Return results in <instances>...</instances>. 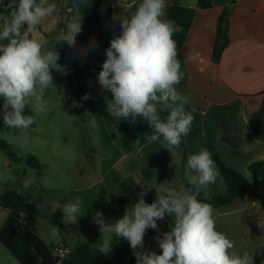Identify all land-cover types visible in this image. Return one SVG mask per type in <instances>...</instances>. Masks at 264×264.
Instances as JSON below:
<instances>
[{
    "label": "crops",
    "instance_id": "obj_1",
    "mask_svg": "<svg viewBox=\"0 0 264 264\" xmlns=\"http://www.w3.org/2000/svg\"><path fill=\"white\" fill-rule=\"evenodd\" d=\"M185 1L164 0L166 18L183 27V32L174 36L182 73V80L176 88L189 98L185 108L194 117L189 135L182 138L173 155L164 148L163 138L159 141L146 138V133L150 135L152 130L143 118H138L136 127L130 124V120H119L120 126H114L115 119L106 112L111 93L102 89L97 81L106 58L105 49L121 28L113 22L114 13L120 17L130 16L141 0H103L112 7L113 17L107 8L97 6L92 0H46L47 3L57 2L60 11L43 19L33 33V38L45 50H53L58 44V25H64L61 32L69 20L81 18V31L73 45L85 36L94 37V52L83 60L67 53L62 65L64 73L60 75L73 97L83 102L105 124L101 140L108 158H104L101 164L103 167L107 163L112 165L103 174L102 181L93 179L92 187L100 188L97 193L104 196L108 207L107 211L100 212L104 218L109 215L113 223L130 207H116L109 200L110 191L120 196L132 194L129 188L122 187L124 181L132 178L144 187L155 186L158 191L165 181L178 189L187 186L184 171L178 167L175 173L174 169L165 166L166 163L173 164L174 168V160H181L186 165L184 157L187 159L207 149L213 160L217 155L228 167L250 176L248 167L255 162H264V0H237L232 5L230 44L218 64L212 61L217 23L230 0H211L214 6L209 9L201 8L199 0ZM41 2L37 0V3ZM5 18L0 14L2 27ZM90 80L99 84L94 88L99 93L97 101L90 93ZM159 114L161 119L168 115L167 111ZM226 137H235L236 144L224 141ZM214 168L218 175L214 183L207 185V197H212L214 192H227L215 160ZM260 176L262 180L256 191L251 193L258 204L250 206L243 198H237L213 210L216 229L234 243L233 251L237 254L252 255L253 264L264 262V168ZM78 177L87 179L88 176L79 174ZM199 198L205 199L204 190H201ZM97 208L96 203L90 211L96 213ZM157 223L160 232H166V219ZM155 233L156 236L159 234L153 229L147 230L148 236ZM149 242H144V248L159 254L161 250L156 248L157 241L153 245ZM111 263L125 264L119 263L115 257Z\"/></svg>",
    "mask_w": 264,
    "mask_h": 264
},
{
    "label": "clouds",
    "instance_id": "obj_2",
    "mask_svg": "<svg viewBox=\"0 0 264 264\" xmlns=\"http://www.w3.org/2000/svg\"><path fill=\"white\" fill-rule=\"evenodd\" d=\"M59 11L57 2L19 0L0 28L3 123L25 134L35 123L33 115L24 114L26 106L31 104L34 111L44 112L46 90L54 86L52 72L64 73L58 52L45 50L33 38L41 21ZM117 19L122 32L110 40L98 74L102 89L111 93L106 112L115 120L131 119L133 123L143 118L152 130L146 138H163L164 148L173 155L182 138L189 135L194 119L185 108L189 98L176 88L182 73L174 36L182 33L183 27L166 18L164 0H141L133 14ZM80 31L81 18L69 20L56 37L58 44L73 45ZM95 46V41L90 42L89 50ZM160 111H167L166 118L161 119ZM184 175L186 187L178 189L165 181L152 203L144 199L148 190H141L137 201L115 223H106L103 213L97 211L93 219L100 227L101 238L93 249L109 255L115 235L129 243L136 264H253L252 255L233 251L234 243L216 229L211 205L198 199L201 190L207 199L206 186L218 175L212 154L202 149L190 155ZM79 206V200L63 206L65 223L78 220ZM165 216L174 218V223L169 231L161 233L157 221ZM148 229L159 233L155 237L159 254L144 248ZM50 231L57 237L60 229L54 226Z\"/></svg>",
    "mask_w": 264,
    "mask_h": 264
},
{
    "label": "rangeland",
    "instance_id": "obj_3",
    "mask_svg": "<svg viewBox=\"0 0 264 264\" xmlns=\"http://www.w3.org/2000/svg\"><path fill=\"white\" fill-rule=\"evenodd\" d=\"M120 34L119 30L118 35ZM53 84L54 86L46 90L44 112L34 111L31 104L26 106L35 116L36 129L29 130L26 134L23 130H0V140L5 141L20 159L19 162H12L7 153L0 148V199L5 198V192L11 191L16 196L28 200L26 209L39 212L41 215L37 221L38 232L53 254L57 255L56 248L60 242L75 249L83 244H96L100 240V227L91 219L95 211L90 209L96 203L97 211H107L108 207L104 196L100 195V192L97 193L100 188L92 187V184L95 178L102 181L103 174L112 163H107L105 167L101 164L104 158H108L101 140L104 122L83 102L73 97L66 82L61 80V75L53 79ZM90 86L92 88L90 93L97 101L99 93L94 88L99 84L90 80ZM129 120L134 127L139 125L138 118L134 123ZM119 124V120H115L114 126H120ZM27 155L35 156L43 165L39 170L40 175L37 170L26 165ZM174 162L176 165L174 168L171 163H166L165 166L170 170L174 169L175 173L178 167L181 172L185 171L186 165L181 163V160ZM79 174L88 177L79 178ZM25 184L28 185L27 188ZM213 194L222 195L221 191ZM76 200L80 201L79 210L81 209L82 213L81 211L78 213V220L75 223H65L61 209L65 204L74 203ZM107 203L109 204L108 200ZM9 212L0 207V228ZM51 216H56L65 224L73 226L74 232L60 229L59 235L52 237L50 230L54 226L50 222ZM105 222L113 223L109 215ZM155 237L156 233L154 236H148L146 232L144 242L149 240V245H153ZM103 256L110 263L115 257L112 251L109 255ZM0 264H20L1 243Z\"/></svg>",
    "mask_w": 264,
    "mask_h": 264
},
{
    "label": "trees",
    "instance_id": "obj_4",
    "mask_svg": "<svg viewBox=\"0 0 264 264\" xmlns=\"http://www.w3.org/2000/svg\"><path fill=\"white\" fill-rule=\"evenodd\" d=\"M92 1H94L97 6L104 9L108 6L103 0ZM236 1L237 0H230L229 5L224 8L223 13L218 19L216 42L212 54V61L217 64L220 63L224 51L230 44V10ZM18 3L19 0H0V14L5 17H10L11 12ZM9 4L13 5V7L9 8ZM199 6L203 9H209L212 8L214 4L211 0H199ZM119 17L120 16H118L117 13H114L113 22L117 27H120L117 19ZM63 27V23L58 25V34ZM92 41H95L94 37L88 35L83 37L76 45H69L66 42L57 44L54 49L58 52L60 57L58 63L63 65L67 53H72L81 60L85 59L96 49L95 46L93 50H89V45ZM3 43H7V41H3ZM60 73L61 72L53 71V79L59 77ZM3 103V99L0 98V130L15 129L10 128L3 123ZM24 114L34 116L33 112L27 107L25 108ZM36 126L37 122L35 119V123L29 130L36 129ZM235 140H237L235 137H226L224 139V141L231 144H236ZM0 148L7 153L13 162H19L18 160L20 159L18 155L13 152L5 141L0 140ZM186 157H184V161L187 160ZM214 160L224 183L227 185V192L222 195H213L211 198L207 199H200L198 197L202 202L210 204L214 210L231 203L237 198H243L246 194L256 191L258 184L262 180L260 175L264 168L263 161L252 163L247 170L250 176H246L245 173L228 167L219 156L214 155ZM25 163L30 169L37 170L40 175L39 170L40 168H43V165L35 156L27 155ZM122 187L129 188L132 194L120 196L110 191L109 200L113 206L123 207L133 205L137 201L138 193L141 190H148L147 194L144 196L147 203H152L156 200V195H159L157 187H144L137 180L132 178L124 181ZM4 197L5 198L0 199V207L7 209L10 212L5 223L0 228V243L20 264H113L106 261L103 254L95 251L91 244H83L72 249V252L65 258H60L58 255H54L37 230V221L41 216L40 213L27 210L26 207L28 205V200L21 196H16L11 191L5 192ZM165 219V231L167 232L170 230V226L174 223V218L165 216ZM50 222L53 226H57L61 230L69 232H74L75 230L73 226L65 224L56 216H51ZM156 248L160 249L158 244L156 245ZM111 251L119 263L136 264L133 250L129 243L123 238H117L113 235ZM257 263L261 264L262 261H258Z\"/></svg>",
    "mask_w": 264,
    "mask_h": 264
},
{
    "label": "built area",
    "instance_id": "obj_5",
    "mask_svg": "<svg viewBox=\"0 0 264 264\" xmlns=\"http://www.w3.org/2000/svg\"><path fill=\"white\" fill-rule=\"evenodd\" d=\"M243 199L250 206L258 204V202L251 197V193L246 194ZM56 251L60 258H65L72 252V248L66 243L60 242L56 248Z\"/></svg>",
    "mask_w": 264,
    "mask_h": 264
},
{
    "label": "water",
    "instance_id": "obj_6",
    "mask_svg": "<svg viewBox=\"0 0 264 264\" xmlns=\"http://www.w3.org/2000/svg\"><path fill=\"white\" fill-rule=\"evenodd\" d=\"M107 11H108L109 15L111 17H113V10H112V7L111 6H107ZM119 30H120V33H121L122 32V29L120 28Z\"/></svg>",
    "mask_w": 264,
    "mask_h": 264
}]
</instances>
